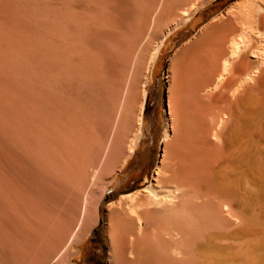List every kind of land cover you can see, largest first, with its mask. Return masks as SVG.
I'll use <instances>...</instances> for the list:
<instances>
[{
    "label": "bare ground",
    "instance_id": "obj_1",
    "mask_svg": "<svg viewBox=\"0 0 264 264\" xmlns=\"http://www.w3.org/2000/svg\"><path fill=\"white\" fill-rule=\"evenodd\" d=\"M88 1L79 20L57 8L33 50L0 52V264H69L101 210L109 264H214L239 234L264 264V0H235L175 52L152 180L104 209L164 41L215 0ZM11 18L0 40L28 46Z\"/></svg>",
    "mask_w": 264,
    "mask_h": 264
},
{
    "label": "rangeland",
    "instance_id": "obj_2",
    "mask_svg": "<svg viewBox=\"0 0 264 264\" xmlns=\"http://www.w3.org/2000/svg\"><path fill=\"white\" fill-rule=\"evenodd\" d=\"M155 1L160 3V0ZM234 1L215 0L209 6L202 8L189 22L182 24L169 34L164 41L153 64L150 81L146 85L147 97L142 137L136 143L134 152L127 158L124 167L117 173V177L108 187L103 197V209L122 195L148 188L161 154L166 107L165 88L162 82L169 62L175 52L187 43L204 24ZM90 2L88 0H0V22L4 24L5 21L12 20V18L10 19L11 16L17 17V21L21 20V27L24 28L20 32L29 38V45L25 46L14 33H4L0 40V52L11 53L15 46L21 50H33L38 42V37L43 35L44 31L47 32L46 39L49 40V23L57 8L74 13V17H78L76 19L79 20L93 14L95 5L92 4L93 1ZM166 27H160L157 35L161 34ZM244 140H239V156L242 153ZM237 173L239 178L243 180L245 173L243 165ZM249 239L244 234H239L236 238H228L227 236L218 238L214 244L218 246L219 255L214 264H253L250 258L252 254L249 257L246 252ZM72 255L69 264H94L87 261L91 256L96 258V264H109L104 210H101L97 224L88 230L79 244L73 247Z\"/></svg>",
    "mask_w": 264,
    "mask_h": 264
},
{
    "label": "flooded vegetation",
    "instance_id": "obj_3",
    "mask_svg": "<svg viewBox=\"0 0 264 264\" xmlns=\"http://www.w3.org/2000/svg\"><path fill=\"white\" fill-rule=\"evenodd\" d=\"M87 261L90 262V263H94V264L97 263L96 258H94L93 256L89 257V258L87 259Z\"/></svg>",
    "mask_w": 264,
    "mask_h": 264
}]
</instances>
